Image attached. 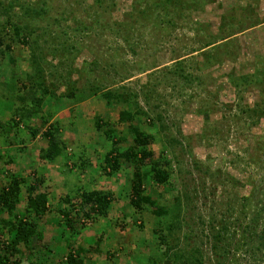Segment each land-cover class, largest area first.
Returning <instances> with one entry per match:
<instances>
[{
  "label": "rangeland",
  "instance_id": "obj_1",
  "mask_svg": "<svg viewBox=\"0 0 264 264\" xmlns=\"http://www.w3.org/2000/svg\"><path fill=\"white\" fill-rule=\"evenodd\" d=\"M37 1L39 0H18L19 5L13 7L9 22L23 28L22 36L28 38H32V34L26 33V28L36 26L34 34L38 35V51L35 54L46 61L43 67L46 72H56L55 68L59 64L63 68L70 66L71 70L78 69L81 72L78 77L76 74L71 75L70 80H74L75 88L85 92L92 86L100 90L110 88L126 95L129 92L125 89H129L142 110L164 116V126L169 129H163L161 135L165 140H176L175 145L167 147L173 170L171 183L176 193H179L183 185L189 188L190 203L196 208L191 212V217L196 219V215L201 213L207 222L220 210L219 206L227 212L224 204L227 195L233 194L237 199L248 194L252 187L263 186L264 119L248 120V116L251 114L250 110L258 108L259 102L264 100L261 89L264 87V0H179L181 6L177 3L166 5L171 12L167 15L171 24H163L158 29L148 26V20L142 21L137 17L132 7L134 0H99L98 7L94 4L96 0H44L47 4L44 16L35 20L18 17L21 14V4L34 6ZM187 5L190 7L185 10ZM193 6L196 8L191 11ZM158 10L159 7L155 12ZM3 20L4 17L0 16V22ZM99 20L103 26H98ZM97 32L100 34L93 35ZM215 34L222 35L223 39L212 41V35ZM125 36L137 43L132 45L130 42L131 50L124 43ZM228 39L227 43H223ZM204 42L213 43L215 47L207 48L202 53L197 52ZM21 50L16 75L18 71L27 70L24 59L28 57L29 48L22 46ZM89 62H95L92 71L86 68ZM174 67L185 70V75L190 79L189 84L178 82L169 75ZM241 75H246L248 80H238ZM47 79L54 80L49 77ZM233 83L238 87H233ZM62 90L60 88L58 91ZM143 95L149 98L146 103ZM95 98L68 102L62 111L53 116L55 110L48 106L52 113L50 121L59 122L60 135L67 142L68 149L71 147L75 151H95V156L92 154L89 159L93 166L101 163L100 154L103 153L96 143L92 127L95 116L106 120L107 127L110 126L118 134H126L124 125L117 122L118 110L105 108L103 101ZM12 103L0 101L3 106L0 108H4L6 104L11 106L10 116ZM43 145L45 143L39 140V136L30 140L26 154L19 157L10 170L19 169L27 182L32 172L35 175L42 174L49 194L48 205L59 204V199L71 192L75 181L72 178L65 179L59 173L57 164H46L45 170L39 171L41 163L36 160V154L39 146ZM162 145L160 142L149 146L153 157H157ZM10 149L6 151L0 144V150L12 155L13 150ZM30 157L34 164L27 168ZM210 174L213 177L209 179ZM90 175L95 179L91 189L109 192L112 197L111 207L124 204L128 209L126 214L130 215L129 206L118 196L123 191L122 187L126 186L123 177H105L102 171L96 174L83 173L79 175L78 184L88 182ZM226 176L233 182L228 180L230 183L222 186L220 183L216 185V190L209 185L226 181ZM5 177L0 175V182L5 183ZM199 178L205 179L204 193L209 189L213 193L199 195L196 192L199 198L195 200L192 191L202 183ZM160 189L150 185L145 187L144 192L155 195ZM202 196L206 197V203L212 198L215 201L214 208L207 207L204 210L201 205ZM233 202L238 203V199H231V203ZM217 204L219 206L215 207ZM132 217L134 224L142 223L141 230L136 231L132 224L134 221L123 220L119 213L108 219L111 220L108 225L105 224L106 220L99 218V225L91 227L93 232L87 230L83 234L88 242H91V238L95 241L100 235V239L102 236L107 244H112L115 240L124 244V247L117 246L116 249L115 245H104L105 259L102 264H145L151 255L147 253L154 247L153 242H156L155 236L151 234L153 217L150 213ZM101 225L106 226L102 231L99 230ZM120 225H123L122 231L127 232H122ZM49 228L47 224L44 225V231L50 234ZM183 231L185 229L176 231V234L179 236ZM127 233H131V236ZM56 241H63L62 248H65L67 239L58 238ZM72 242L73 240L70 241ZM184 244L183 241L177 242L180 250L185 249ZM95 253L97 252L92 254ZM236 257L239 264H248L240 254ZM98 259L99 253L96 254V260ZM96 263L100 264L93 262Z\"/></svg>",
  "mask_w": 264,
  "mask_h": 264
},
{
  "label": "trees",
  "instance_id": "obj_2",
  "mask_svg": "<svg viewBox=\"0 0 264 264\" xmlns=\"http://www.w3.org/2000/svg\"><path fill=\"white\" fill-rule=\"evenodd\" d=\"M99 2L96 0L94 4L96 3L98 7ZM35 3L34 6L21 4L19 7L21 14L18 17L35 20L44 16L47 13L46 2L39 0ZM173 3L181 6L179 0H134L132 7L137 17L142 21L148 20V26L158 29L163 24H171V20L167 18L171 12L166 5ZM15 5H19L18 0H0V16L4 17L0 22V74L5 79L0 82V97L2 100L8 99L13 102L10 119L4 122L0 119V144L6 151L10 148L13 150L12 155L0 150V175L6 176L7 179L5 183L0 182V264L92 263L89 256L99 252L97 248L101 241L100 235L87 249L82 248L80 244L76 245L75 241L83 231L98 226L99 218L105 221L113 216L109 212L112 197L109 192L91 189L95 180L92 177L85 184L78 183L80 174L100 171L105 177L120 175L124 179L126 186L122 187L123 191L121 190L118 196L129 206L130 215L121 214L123 220L133 222L132 215L139 217L143 213H150L153 217L151 234L155 236L156 242H153L154 247L148 251L147 254L151 255L145 264H169V261H172L171 264H239L236 257L239 254L248 264H264V177L261 179L263 186L252 187L248 194L237 198L238 203H231V199L237 200L233 194L227 195L224 200L227 212L221 210L217 204L215 207L219 206L221 211L217 210L207 222L201 213L196 215V219L191 217V212L196 208L190 203L189 188L183 185L179 193H176L171 183L173 170L171 158L167 155L170 153L167 147L175 145L176 140L171 138L165 140L161 135L163 129H169L164 126V116L160 113L149 114L147 110H142L129 89H125L129 92L126 95L110 88L100 90L92 86L86 92L75 88L74 80H70L71 75L76 74L78 77L81 72L78 69L71 70L70 66L63 68L59 64L55 68L56 72L55 70L46 72L43 68L46 61L35 54L38 51L36 45L38 35L34 34L36 26H26V33L32 34V39L22 36L23 28L9 22L10 13ZM158 7L159 10L155 12ZM185 7L187 10L190 6ZM195 8L193 6L190 10L194 11ZM98 26H103L100 25V20ZM98 34L100 33H93ZM219 38L223 39L222 35L215 34L211 40ZM123 40L128 49L137 44L135 40L126 36ZM228 41L229 39L223 43ZM212 44L210 42L200 44L197 52L202 53L207 48L215 47ZM22 46L29 48L28 57L24 59L27 70L18 71L16 75ZM213 57L212 55L211 58ZM94 63H87V70L92 71ZM257 71L259 73V70ZM46 75L54 80L47 79ZM169 75L178 82L186 84L190 82L183 68L174 67ZM238 80L242 82L248 79L246 75H241ZM235 85L233 83V87H238ZM3 86L11 90L5 94ZM60 88H63L62 92L58 91ZM261 89L264 98V87ZM146 95H143L144 102L149 100ZM88 97H96L95 99L103 101L105 108H116L117 122L126 129L125 135L118 134L110 126L107 127L106 120L94 117L92 127L96 143L103 150L100 154L101 163L96 166L89 161L90 155L95 156L93 149L90 152L75 151L71 147L68 149L67 142L61 138L59 122L50 121L66 103L83 101ZM160 103L165 106L163 102ZM48 106L54 108L53 114L50 113L51 109ZM250 113L248 120L264 119V100L259 102L258 108L250 110ZM37 136L45 143V146H39L36 154V160L41 163L39 171H44L46 164H57L59 173L64 175L65 179L72 178L75 181L72 183L71 192L60 198L59 204L48 205L49 194L46 192V180L42 174L35 175L32 172L27 182V178L19 169L10 170V167L17 163V159L26 154L30 140ZM160 142L163 144L161 150L157 157H153L149 146ZM33 164L30 157L27 168ZM211 177L213 176L210 174L209 179ZM229 179L226 176V181L209 185L216 190L218 187L216 185L220 183L221 186L226 185L230 183L227 182ZM200 181L202 183L192 191L195 200L199 198L196 196L197 193L208 195L213 193L211 189L204 193L205 179ZM150 185L160 187L161 191L155 195L146 194L144 189ZM201 199L204 210L207 207L214 208L215 201L212 198L209 203L204 202L206 197L202 196ZM110 221L107 219L105 224L108 225ZM134 223L135 221L132 224ZM46 224L50 227L48 230L50 234L44 231ZM105 227L101 225L99 230L102 231ZM142 227V223L134 224L136 231ZM119 229L122 231L123 225H120ZM182 229L185 231L178 236L176 231ZM58 238L67 239L64 249L62 248L64 242L58 243L56 241ZM178 241L185 243L184 250L178 248Z\"/></svg>",
  "mask_w": 264,
  "mask_h": 264
},
{
  "label": "crops",
  "instance_id": "obj_3",
  "mask_svg": "<svg viewBox=\"0 0 264 264\" xmlns=\"http://www.w3.org/2000/svg\"><path fill=\"white\" fill-rule=\"evenodd\" d=\"M5 79H4V77L0 74V82L1 81H4ZM3 88V92L6 94V91L8 92L9 90L7 89V87H2ZM3 93V94H4ZM2 100V98L0 97V101ZM3 102H8V101H10V100H2ZM9 104H11V103H9ZM9 104H6V106L4 107V108H0V119H1V121L2 122H4L5 120H9L10 119V115H9V111H10V109H11V106H8ZM0 106H2V105H0ZM3 107V106H2ZM62 111V110H61ZM7 115V116H6ZM8 117V118H7ZM7 118V119H6ZM94 174H96V172H94ZM89 177H92V175H90ZM111 204H112V202H111ZM124 207V204L123 205H121V204H115L113 207H110L109 208V212H111V214H115V215H117V214H119L120 213V215L121 214H126V213H128V209L127 208H123ZM113 209H116V210H118V211H116V212H114V210ZM108 215H110V214H108ZM111 216V215H110ZM111 218V217H110ZM107 219H109V218H107ZM107 219H105V220H107ZM104 220V219H103ZM89 231H91V232H93V229L90 227L89 229H88ZM87 231V230H86ZM122 232H127V230H124V231H122ZM122 232H120V233H122ZM85 233V231H83L81 234H80V236H78L76 239V241H75V244L77 245V244H80L81 246H82V248H84V249H87V248H89L90 246H92L93 245V243H94V239H92L91 238V242L89 241H87L85 238H86V236H84L83 234ZM127 234H129V236H131L130 234L131 233H127ZM105 240H103L102 239V236H101V241H100V243L98 244L99 245V248L97 249L99 252V259L98 260H96V254H98V253H95V254H90V256H89V259H90V261L92 262V263H90V264H93V262H98V263H100V264H102V262H103V259H105L104 258V254H103V251H104V245H107V246H113V245H115L116 247H115V249L117 248V246H120V247H124V244H122L121 242L122 241H117V240H115V241H112V244H107L108 242H104ZM106 241H108V239H106ZM79 242H83L82 244L81 243H79ZM129 247V246H128ZM129 248H131V249H135V247H129ZM107 249V248H106ZM123 249V248H122ZM127 249V248H126ZM97 264V263H96Z\"/></svg>",
  "mask_w": 264,
  "mask_h": 264
}]
</instances>
